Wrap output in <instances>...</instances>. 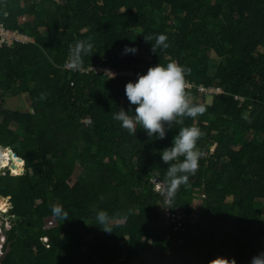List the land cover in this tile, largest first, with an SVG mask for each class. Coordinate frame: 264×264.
<instances>
[{
  "label": "trees",
  "instance_id": "obj_1",
  "mask_svg": "<svg viewBox=\"0 0 264 264\" xmlns=\"http://www.w3.org/2000/svg\"><path fill=\"white\" fill-rule=\"evenodd\" d=\"M0 24L32 39L0 43V104L27 94L34 109L0 107V146L25 160L22 174L0 171V198L12 204L2 264H219L217 255L250 264L264 239V0H0ZM161 32L169 47L153 51L145 36ZM78 40L93 48L77 68L132 74L66 69ZM125 45L137 53L124 54ZM169 61L190 68L194 85L225 92L207 103L195 86L186 89L206 110L166 122L164 138L139 124L129 133L113 119L120 107L135 108L127 82ZM23 118L26 136L9 128ZM192 124L204 155L188 183L170 190L160 150ZM55 128L65 134L56 143L25 146L27 136ZM55 203L66 217L53 214ZM101 209L110 232L96 225ZM53 216L56 225H47ZM220 224L230 225L223 236L214 230ZM87 225L99 233L94 239Z\"/></svg>",
  "mask_w": 264,
  "mask_h": 264
},
{
  "label": "clouds",
  "instance_id": "obj_2",
  "mask_svg": "<svg viewBox=\"0 0 264 264\" xmlns=\"http://www.w3.org/2000/svg\"><path fill=\"white\" fill-rule=\"evenodd\" d=\"M145 39L153 42V51L169 47L166 33L161 32L155 35L154 38L145 36ZM92 48L93 44L89 41H76L70 48L68 66L72 69L69 70H80L74 68L82 63L83 57L88 55ZM123 51L124 54H135L138 49L135 46L125 45ZM190 71V68L185 65L176 61H169L167 64L158 63L149 67L144 74H137V79L127 82L125 86V95L129 104L135 105V108L125 110L124 107H120L118 112L113 113V119L119 121L120 126L127 129L129 133H136L137 124H139L150 137L155 135L164 138L166 135V122L170 126L177 118L185 116L196 118L202 115L206 110L205 106L200 103H192L186 90V77ZM201 135V129L195 124L183 126L179 128L178 133L174 136L171 146L160 150L162 161L169 165L166 175L169 178L168 186L170 190H176L181 184H187L189 175H195L198 170L199 162L204 155L197 146ZM181 156L183 157L182 160L179 159ZM17 157L23 159L21 156L17 155ZM23 161L25 164L24 159ZM173 161L175 162L171 163ZM9 162L11 166V160ZM8 167H4L3 170L10 171ZM10 168L14 171L12 166ZM158 185L161 188H158ZM157 189H164L161 182H157ZM52 212L55 216L62 218L67 215L66 210L59 203L52 205ZM4 213H7V211ZM181 215L179 214V217ZM96 220V225L103 226L101 228L105 231H111L108 227L111 217L105 210L96 211ZM53 221L51 219L47 220V225H56V222ZM3 254L4 246L0 257ZM213 261H218L219 264H236L234 259L229 260L224 257H217ZM250 264H264V251L253 256Z\"/></svg>",
  "mask_w": 264,
  "mask_h": 264
},
{
  "label": "rangeland",
  "instance_id": "obj_3",
  "mask_svg": "<svg viewBox=\"0 0 264 264\" xmlns=\"http://www.w3.org/2000/svg\"><path fill=\"white\" fill-rule=\"evenodd\" d=\"M27 18L28 17H22L21 19L22 20H26ZM13 33L15 34V36H12V40H14V38L22 40L21 42H27V41H31L32 40L30 37H28L26 35H23V34H17L16 35L15 32H13ZM14 41H18V40L15 39ZM206 55L211 59L212 63H214V64L219 63V58L215 55L214 52H212V51L210 52L209 51V52H207ZM212 100H213V97L212 96H208L205 101L207 103H211ZM0 107H2L1 109H3V110L5 109V111H8V112L21 111V112H31L32 113L33 110H34L31 107L30 96L27 95V94H21L19 96L18 95L17 96L9 95L6 98V101L4 102V105L0 104ZM22 122H23V126L22 127L20 126V123L11 122L9 128L11 130L20 131V135L21 136H24V135L26 136L25 130H24V124L28 123L29 119L28 118H23L21 120V123ZM64 135L65 134L63 133V131L59 130V128H55L50 133H47V135L45 137L37 138L35 136H27V138H25V140H26L25 146L26 147L37 146V145L48 146V145L56 143V141L58 139H60V137H63ZM14 145H17V143H15ZM6 148L1 146V149H0V155L2 153L4 156L7 157V159L4 157V158H2L0 160V171H2L4 169V167H8L9 166L8 168L10 169L11 173H14L16 175L22 174V172H21L22 169H20V171H17V164H16V166L13 167L14 171H12V169L10 168L11 167L10 164H8L7 166H3V164H7L9 160H12L11 157L9 156L8 152L6 151L7 150ZM10 149H12L14 151L13 146H11ZM14 162H15V159H14ZM23 165L25 166V164H23ZM81 171H82V169L79 168V167L76 169L75 174L72 177L71 183H75L77 181ZM158 188H161V186L158 185ZM228 200H231V198H229ZM197 205H198V199H196L194 201V206H197ZM10 208H11L10 198L9 197L8 198H0V216H1V219L5 222V225L8 228L10 227V216L8 215ZM162 209H163V213L166 216H168V215H170L172 217L179 216V214L178 215L171 214L169 212V210L165 209L164 207H162ZM5 211H7V213H4ZM49 219L54 220L53 222H56L54 216H53V218H48V220ZM228 228H230V225L220 224V225H218V227L216 226L214 228V230H215L216 234L223 236L225 234V230L228 229ZM85 230H86L85 231V235H86V237L89 240L94 239L99 234L96 230L91 228L90 225H87ZM5 232H6V230L4 231V233ZM3 237H4V235H3ZM214 242L216 243L215 239H214ZM261 251H264V239L262 240V247L259 249V252H261ZM217 257H220V255H217L215 257V259Z\"/></svg>",
  "mask_w": 264,
  "mask_h": 264
},
{
  "label": "built area",
  "instance_id": "obj_4",
  "mask_svg": "<svg viewBox=\"0 0 264 264\" xmlns=\"http://www.w3.org/2000/svg\"><path fill=\"white\" fill-rule=\"evenodd\" d=\"M17 34H19V33H16V35ZM12 36H15V34L10 30H6L4 28V26L2 24H0V43H7L10 45L14 42L15 39L18 41H22V40L17 39V38H14V40H12ZM65 67L67 69H72L71 67L68 66V61L66 62ZM74 69H78V68L76 67ZM80 70L82 72H85V73L92 71V70L96 71L98 73L104 72V73L110 75L111 77H118L120 75H123V74L125 75L127 73L132 74L131 72H127V71L126 72H123V71L118 72L114 69H111L109 67H103L101 65H92L89 68H86V69L82 68ZM186 81H187L186 89L191 90L195 86L200 93H204L206 96H213V95L225 92L223 87H220V86H205L204 84L194 85L192 82H190L188 80H186ZM235 98L238 100H243V97H241L239 95H235ZM0 223L5 225V222L1 219V216H0ZM9 228L5 225L6 232L8 231ZM5 230L3 227L0 226V232L2 234L0 236V254L3 251L4 242L6 241V232L4 233ZM3 235H4V237H3Z\"/></svg>",
  "mask_w": 264,
  "mask_h": 264
},
{
  "label": "water",
  "instance_id": "obj_5",
  "mask_svg": "<svg viewBox=\"0 0 264 264\" xmlns=\"http://www.w3.org/2000/svg\"><path fill=\"white\" fill-rule=\"evenodd\" d=\"M8 149V151L10 152V154H11V166L12 167H14V166H16V164H14V158H16V159H19L20 161H23V159H21V158H19V157H17V153H15V152H13V150L12 149H10V148H7ZM21 172L22 173H24V168L21 170ZM160 178H158L156 181L157 182H160ZM167 192V187H166V189H165V193ZM179 211V214L181 215V212H180V210H178ZM0 236H1V232H0ZM4 257V254H3V256H1L0 257V264H2V258Z\"/></svg>",
  "mask_w": 264,
  "mask_h": 264
},
{
  "label": "bare ground",
  "instance_id": "obj_6",
  "mask_svg": "<svg viewBox=\"0 0 264 264\" xmlns=\"http://www.w3.org/2000/svg\"><path fill=\"white\" fill-rule=\"evenodd\" d=\"M9 156L11 157V155H9ZM4 157L7 159V157L4 156V155L1 153V155H0V160H1L2 158H4ZM14 159H15V158H14ZM8 164H10L9 161H8L7 164H3V166H7ZM14 164H17V171H20V169H22L21 163H20L19 161H17L16 159H15Z\"/></svg>",
  "mask_w": 264,
  "mask_h": 264
},
{
  "label": "flooded vegetation",
  "instance_id": "obj_7",
  "mask_svg": "<svg viewBox=\"0 0 264 264\" xmlns=\"http://www.w3.org/2000/svg\"><path fill=\"white\" fill-rule=\"evenodd\" d=\"M14 152H15V151H14ZM15 153H16V152H15ZM17 155H18V154H17ZM18 156H19V155H18ZM0 226L3 227L4 230H5V225H4V224H1V223H0Z\"/></svg>",
  "mask_w": 264,
  "mask_h": 264
}]
</instances>
